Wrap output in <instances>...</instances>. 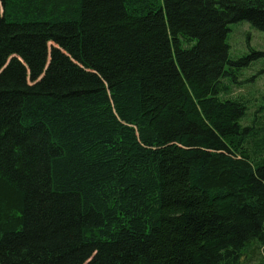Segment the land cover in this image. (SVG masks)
Returning <instances> with one entry per match:
<instances>
[{"label": "trees", "instance_id": "16d2710c", "mask_svg": "<svg viewBox=\"0 0 264 264\" xmlns=\"http://www.w3.org/2000/svg\"><path fill=\"white\" fill-rule=\"evenodd\" d=\"M241 21L264 0H0V264H264Z\"/></svg>", "mask_w": 264, "mask_h": 264}, {"label": "rangeland", "instance_id": "374dc122", "mask_svg": "<svg viewBox=\"0 0 264 264\" xmlns=\"http://www.w3.org/2000/svg\"><path fill=\"white\" fill-rule=\"evenodd\" d=\"M229 28L227 42L231 60L248 57L252 51L264 52V32L253 28L246 21L231 24ZM236 74V82L230 85L229 95L243 97L253 109L264 96V57L250 58L246 65L236 69Z\"/></svg>", "mask_w": 264, "mask_h": 264}]
</instances>
